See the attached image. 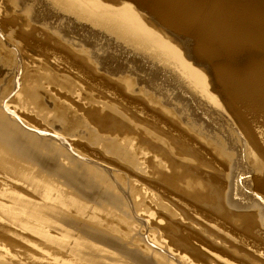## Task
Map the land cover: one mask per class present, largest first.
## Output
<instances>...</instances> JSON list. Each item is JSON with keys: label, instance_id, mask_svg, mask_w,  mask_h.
I'll return each mask as SVG.
<instances>
[{"label": "bare ground", "instance_id": "bare-ground-1", "mask_svg": "<svg viewBox=\"0 0 264 264\" xmlns=\"http://www.w3.org/2000/svg\"><path fill=\"white\" fill-rule=\"evenodd\" d=\"M133 1L164 26L200 42L202 59L229 53L242 40L217 0ZM11 13L48 31L52 17L59 25L73 21L150 54L171 68L203 107L193 115L198 123L192 117L185 121L192 140L212 146L228 166L243 158L250 170L244 180L230 171L206 191L196 176L164 157L161 133L154 137L151 131L156 145L146 140L136 159V149L126 151V143L95 131L96 108L111 106L98 102L93 81L82 82L93 78L92 47L72 43L81 48L77 52L87 70L76 67L69 77L59 52L37 54L23 44L25 73L18 80L13 68L0 64V264H264V68L237 74L220 66L214 84L147 27L135 7L100 0H0V47L26 38V31L11 28ZM57 30L55 42L65 41ZM256 31L264 32V25ZM5 80L10 84L4 86ZM124 81L130 90L132 81ZM157 93L161 97L144 96V113L155 105L174 116L168 94ZM209 113L220 129L211 125ZM97 147L137 170L139 183L123 174L116 180L107 163L96 160Z\"/></svg>", "mask_w": 264, "mask_h": 264}, {"label": "rangeland", "instance_id": "rangeland-1", "mask_svg": "<svg viewBox=\"0 0 264 264\" xmlns=\"http://www.w3.org/2000/svg\"><path fill=\"white\" fill-rule=\"evenodd\" d=\"M100 1L114 6L123 2L135 7V11L147 27L155 29L165 39L174 44L184 59L190 62L192 66L202 70L207 79L213 81L214 84H217L215 69L220 66H226L228 70L237 74L255 68H264V32L256 31L258 25H264V0H227L228 5L223 0H217L222 3L223 15L227 20H230L233 33L243 37L241 42L229 53H221L212 59L199 57L197 51L199 41L196 44V41L190 37L191 35H183L164 26L150 10L144 6L138 7L135 1ZM139 4L143 3L139 2ZM10 15H15L10 20V22L12 21L11 28L21 34L26 31L27 34H22L26 38L21 39L20 36V40L14 45L3 44V47H0V64L4 65L6 69L13 68L17 72L15 76L17 80L22 73H25V53L28 48L23 44L32 46L31 50L37 54L38 52H59L66 63V73L64 74L69 77L74 76L76 67L83 73H86L87 70L84 55L77 52L81 48L75 47L72 43L89 44L84 48L92 47L95 54L93 78H82V82L84 85H88L90 80L93 81L94 95L96 94L98 102H107L111 106V110L108 108L102 109L101 107L96 108L98 111L95 115V131L101 138L108 137L116 144L126 143V151L130 146L132 149H136L138 153L139 148L143 146L146 140H149L152 145H156L149 135L150 131L154 134V137L155 135L159 137V133H161L165 144L161 143L159 147L164 157H170L173 165L181 166L183 169H179L180 171L183 172L184 170L188 174L196 176L198 181L205 186L206 191L210 187L216 189V186L230 171L243 174L238 177L240 180L248 179L249 175L244 173H249V164L246 165L243 158L238 160L240 158L237 156L236 160L231 162V166H228L227 161L218 157L215 153L217 150L214 151L212 146L206 145L198 139L196 141L192 140V134L186 130L190 123L185 121L190 122L192 117L198 123L199 119L193 117V115L197 116L203 107L197 97L183 84L171 68L155 61L150 54L129 48L112 37L110 38L97 30H91L88 26H82L73 21H66V24L61 22L62 25H59L52 17L47 22L52 23L53 30L48 31L41 28L39 24L25 23L21 13H11ZM50 16L51 14H47V17ZM57 28L60 30H57ZM56 30L62 31L65 41L55 42L56 38L53 33ZM248 36L258 39L251 42L246 38ZM77 63L82 66H77ZM2 79L4 80V74H0V83ZM71 80L74 81V78ZM124 80L132 81L130 90L126 88ZM65 81L63 80L64 85L67 84V87H69L70 83ZM7 82L9 81L5 80L4 86ZM71 88L72 85L69 89ZM157 92H166L171 99V104L176 105L174 116L158 110L155 105H149V112L144 113V96L147 93L160 96ZM174 98L181 104L174 103ZM191 102L195 105L194 111L190 106ZM165 108L168 110L171 107L166 106ZM49 110H52V108H49ZM78 113L81 112L78 111L77 116H79ZM209 115L211 114L209 113ZM175 116H179V118ZM212 117L213 115H211V125L215 129L221 127V122L218 125V120ZM146 127L148 133L145 132ZM182 143L187 145L180 149L179 146ZM191 151L194 152L191 155L192 159L185 161L186 154ZM139 157L140 152L136 159ZM96 160L99 162L104 160L108 169L114 172L116 180L117 176L120 177L123 174L126 175V180L136 184L139 183V172L137 170L133 169L127 162L124 163L105 154L99 147L96 149ZM245 192L247 191L245 190Z\"/></svg>", "mask_w": 264, "mask_h": 264}]
</instances>
